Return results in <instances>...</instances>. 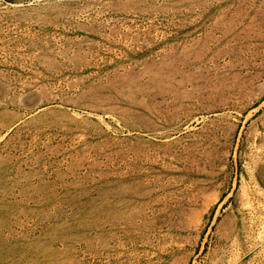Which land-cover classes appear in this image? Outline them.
<instances>
[{
  "label": "rangeland",
  "instance_id": "374dc122",
  "mask_svg": "<svg viewBox=\"0 0 264 264\" xmlns=\"http://www.w3.org/2000/svg\"><path fill=\"white\" fill-rule=\"evenodd\" d=\"M0 264H264V0H0Z\"/></svg>",
  "mask_w": 264,
  "mask_h": 264
},
{
  "label": "bare ground",
  "instance_id": "6f19581e",
  "mask_svg": "<svg viewBox=\"0 0 264 264\" xmlns=\"http://www.w3.org/2000/svg\"><path fill=\"white\" fill-rule=\"evenodd\" d=\"M106 115V114H105ZM109 116H110V114H109ZM112 117V116H111ZM158 140V139H157ZM171 140V139H170ZM168 142V141H167ZM173 144V143H172ZM170 145V144H169Z\"/></svg>",
  "mask_w": 264,
  "mask_h": 264
}]
</instances>
